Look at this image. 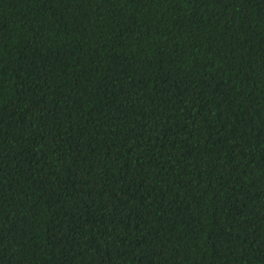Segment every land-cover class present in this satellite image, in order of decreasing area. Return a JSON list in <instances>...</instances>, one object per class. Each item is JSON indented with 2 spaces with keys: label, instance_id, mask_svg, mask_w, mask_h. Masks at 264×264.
Returning a JSON list of instances; mask_svg holds the SVG:
<instances>
[{
  "label": "trees",
  "instance_id": "16d2710c",
  "mask_svg": "<svg viewBox=\"0 0 264 264\" xmlns=\"http://www.w3.org/2000/svg\"><path fill=\"white\" fill-rule=\"evenodd\" d=\"M0 264H264V0H0Z\"/></svg>",
  "mask_w": 264,
  "mask_h": 264
}]
</instances>
